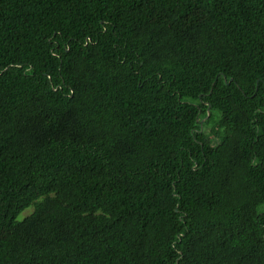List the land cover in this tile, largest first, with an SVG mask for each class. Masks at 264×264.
<instances>
[{"label": "trees", "instance_id": "16d2710c", "mask_svg": "<svg viewBox=\"0 0 264 264\" xmlns=\"http://www.w3.org/2000/svg\"><path fill=\"white\" fill-rule=\"evenodd\" d=\"M0 264H264V0H0Z\"/></svg>", "mask_w": 264, "mask_h": 264}, {"label": "rangeland", "instance_id": "374dc122", "mask_svg": "<svg viewBox=\"0 0 264 264\" xmlns=\"http://www.w3.org/2000/svg\"><path fill=\"white\" fill-rule=\"evenodd\" d=\"M206 130L208 131V128H206ZM31 212H32V208H28V209H26L25 211H23V212L19 215L18 219H19V220L23 219L25 216L29 215Z\"/></svg>", "mask_w": 264, "mask_h": 264}, {"label": "water", "instance_id": "95a60500", "mask_svg": "<svg viewBox=\"0 0 264 264\" xmlns=\"http://www.w3.org/2000/svg\"><path fill=\"white\" fill-rule=\"evenodd\" d=\"M225 80H227V78H225ZM231 81H233V79H232V78L230 79V82H231ZM228 83H229V82H228ZM209 108H210V106H209Z\"/></svg>", "mask_w": 264, "mask_h": 264}]
</instances>
